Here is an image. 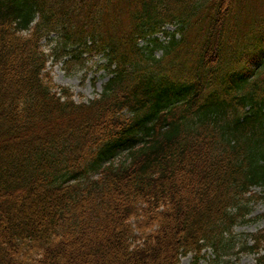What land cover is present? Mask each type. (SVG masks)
<instances>
[{
    "label": "trees",
    "instance_id": "16d2710c",
    "mask_svg": "<svg viewBox=\"0 0 264 264\" xmlns=\"http://www.w3.org/2000/svg\"><path fill=\"white\" fill-rule=\"evenodd\" d=\"M250 4L0 0V264H178L244 220L264 184ZM52 54L103 57L97 95L54 82ZM250 239L264 264V226Z\"/></svg>",
    "mask_w": 264,
    "mask_h": 264
},
{
    "label": "rangeland",
    "instance_id": "374dc122",
    "mask_svg": "<svg viewBox=\"0 0 264 264\" xmlns=\"http://www.w3.org/2000/svg\"><path fill=\"white\" fill-rule=\"evenodd\" d=\"M249 2L252 3L249 11L254 16L264 13V0ZM245 18L246 14H243L242 20ZM174 26V23H169L165 24L164 28L173 29ZM49 35L53 37L50 44L45 39L41 40L46 52L52 49L51 46L55 42L53 33ZM156 35L161 38L160 33ZM54 58L55 55L52 54L46 62L52 80L66 85L71 90L74 100H85L97 95L107 77L105 69L99 66L104 61L103 57L100 55L85 57L83 62H77L68 56H61L56 60ZM123 154V150H118L114 158L119 159ZM251 192L258 196H250L245 200L243 221L233 224L229 231L223 233L216 247L207 245L199 251L200 256L196 257L193 256V252H187L180 256L178 264H253L254 253L243 247L251 242L250 233L264 226V217L260 215L264 210V184L253 186Z\"/></svg>",
    "mask_w": 264,
    "mask_h": 264
}]
</instances>
